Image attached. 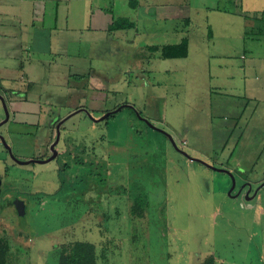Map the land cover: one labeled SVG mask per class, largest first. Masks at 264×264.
I'll list each match as a JSON object with an SVG mask.
<instances>
[{"label": "rangeland", "instance_id": "rangeland-1", "mask_svg": "<svg viewBox=\"0 0 264 264\" xmlns=\"http://www.w3.org/2000/svg\"><path fill=\"white\" fill-rule=\"evenodd\" d=\"M263 9L264 0H151L136 11L119 3L116 13L135 27L107 48L86 46L72 58L50 49L34 54L27 40L24 47L23 40L14 43L35 55V67L30 73V56L24 69L15 67L14 56L4 57L0 73L7 108L20 110L18 120L0 126L12 150L0 139V191L22 195L25 203L24 216L6 205L11 219L0 218L7 264H56L57 251L74 240L98 242V264H202L209 256L214 264H264V89L258 85L264 81L255 76L264 63V34L236 36L250 22L245 16ZM183 37L186 57L163 58L149 48ZM68 64L97 88L64 86L59 69ZM15 73L18 80L25 76L23 87ZM75 110L60 125L59 156L14 160L47 159L60 119L54 121ZM74 141L95 142L110 162L109 216L102 225L85 194L61 185L78 169L69 153ZM136 197L141 216L132 212Z\"/></svg>", "mask_w": 264, "mask_h": 264}, {"label": "crops", "instance_id": "crops-1", "mask_svg": "<svg viewBox=\"0 0 264 264\" xmlns=\"http://www.w3.org/2000/svg\"><path fill=\"white\" fill-rule=\"evenodd\" d=\"M130 1L131 0H0V73L5 72V66L3 65L4 57L8 58L14 56L15 67L18 68L30 56L27 62L30 68L33 67L29 70L31 73L35 67L32 57L34 58V54L37 52L43 54L50 49V52L53 51L54 55L59 54V56L62 57L66 56L74 58L80 55L86 46H88L90 50L99 51L98 48L100 47L107 48L110 39H125L127 31L134 30L133 28L117 30L108 29L113 18L121 17L116 13V5L119 3H128L130 9L136 11V8L148 4L151 0H146L144 2H142V0H133L135 5H131L129 3ZM50 2L54 3L52 9V4ZM49 9L51 10L49 11ZM130 20L134 21L133 19ZM224 22L227 21L224 20ZM251 23L253 22L245 23L244 28L245 25ZM193 24L194 23H191V25ZM222 25L227 31L229 30V25L226 23H223ZM26 26H29L30 28H26ZM244 28L239 31L237 30V37L239 36L238 32L243 37ZM214 31V29L212 30L210 28L207 33V36L211 40H214V35H216ZM225 36H227L226 32ZM18 37H22L23 39ZM21 40H23V47L24 40L30 42L28 46L33 49L34 54L27 55L26 51L28 48L24 51V48H19L14 45V43L20 42ZM69 44L75 46L68 47L67 45ZM121 47V44L115 43L113 45V49L116 50H120ZM7 48L13 50L16 49L18 52L15 51V54H11ZM71 48H78L80 51L73 52L71 51ZM248 51L251 56H258V54L252 49L248 48ZM38 62L39 60L37 59V63ZM260 65L261 68L255 70V76H258L259 80L264 81V63ZM24 66L25 65L23 64V69ZM68 66L70 67L62 66L59 69H64L65 71L63 75L64 86L83 90L97 88L94 86L88 87L90 81L93 80L90 75H86V73H83L80 70L79 72H75L77 66L70 64H68ZM71 68H74L73 72L70 71ZM59 70H56L55 72ZM15 75L17 88L19 85H22L23 87L25 83H21L25 76L18 80L17 78L20 74L15 73ZM80 75H86L88 77L87 85L83 84V79L79 81L77 76ZM12 80H14V78H12ZM32 84L33 82L31 78L28 80L27 88ZM258 85H261L260 90L264 89V82H260ZM15 90L21 92L22 88ZM10 111L13 119H15V113L20 112V110L15 107ZM261 212L263 213V210ZM93 244H98V242Z\"/></svg>", "mask_w": 264, "mask_h": 264}, {"label": "trees", "instance_id": "trees-1", "mask_svg": "<svg viewBox=\"0 0 264 264\" xmlns=\"http://www.w3.org/2000/svg\"><path fill=\"white\" fill-rule=\"evenodd\" d=\"M129 3L131 5H135V2L133 0H131ZM239 13H241V11H239ZM232 14L235 13L232 12ZM247 17L250 18L249 19L250 22L253 23L249 25H245L244 35L245 36L247 35L250 38L256 40L260 38L262 34H264V30H263L264 9L261 11H256V13H253L252 15L245 16V18ZM134 27H135L134 21H131L130 19L125 17H117V18H113L108 29L109 30L131 29ZM188 44H189L188 39L186 37H183L179 42L165 43L161 46L154 45V46H149V48L153 50L159 49L160 56L163 58H182L188 55ZM77 77L79 78V81L83 79V81H85V84L88 81V77L86 75H80ZM106 111L107 110H105V112ZM112 115L113 114H108L103 119V121L107 124L108 119H110ZM62 116L63 115H59L58 118L54 121V123H56L59 119H61ZM140 119L144 120L143 116H140ZM16 120H18V118H15L13 122H15ZM19 123L21 124L22 122ZM59 129L61 128L59 127ZM59 141L60 138L57 144L59 143ZM85 141L81 143L80 142L78 143V141H74L70 144L71 150L69 148L70 151L69 153L71 154L72 161L73 163H75L76 167L78 165V169L76 170L77 172L75 173L73 180L70 181V180L61 179V185L67 184L71 188V190L74 191V193L82 192L83 195L85 194V196H82L83 199L87 202L90 211L93 212L94 216L98 220L99 225L100 224L102 225L109 216L107 211V202H108V197L111 196L110 191L112 189L111 186H109V183H107V171L110 162L107 158H105V156L98 153V151L96 150L97 144L95 142L87 143ZM57 144L55 145L56 149H57L56 147ZM57 151H58L57 156H59V154H61L62 152H60L58 149ZM193 160H197V159H193ZM62 167L63 169H66L68 167V162L64 163ZM86 193L88 197L91 196L94 198L92 200L87 199ZM142 203L143 201L138 199V197L134 198V203L132 206L133 214H137L138 216H141L142 208H140V206H142ZM138 210H140L141 212ZM95 249H96L95 245L90 241L74 240L72 242H69L67 245H65L63 248L57 251L56 264H98L97 252ZM6 256H7V245L1 238L0 264H7ZM209 259L211 261H209ZM202 264H214L212 256L206 258V261L203 262Z\"/></svg>", "mask_w": 264, "mask_h": 264}, {"label": "water", "instance_id": "water-1", "mask_svg": "<svg viewBox=\"0 0 264 264\" xmlns=\"http://www.w3.org/2000/svg\"><path fill=\"white\" fill-rule=\"evenodd\" d=\"M0 100H1V102H2V105H3V108H4V113H5V118L3 119V120H1L0 121V125L2 124V123H4V122H6L7 120H8V118H9V111H8V108H7V106H6V104H5V101H4V97H3V95L2 94H0ZM77 110H75V111H73V112H71V113H69L66 117H64V118H61L60 120H59V122L56 124V135H55V139H54V141H52L51 143H50V149L52 150V154L47 158V159H30V160H18L17 158H15V160H17L19 163H22V164H26V163H29L30 161H37V162H40V163H43V162H47V161H50L51 159H54L56 156H57V154H58V151H57V149L55 148V145L57 144V142H58V140H59V138H60V129H59V127H60V125L62 124V122L66 119V118H68L69 116H71L72 114H74L75 112H76ZM109 114V112L106 114V116ZM105 116H103L102 118H104ZM102 118H100L101 120H102ZM144 119V121H146V123L149 125V126H151L152 128H154V129H158L155 125H153L151 122H149L147 119H145V118H143ZM159 130V129H158ZM0 138H1V140H3V142H4V144H5V146H6V148H7V150L11 153V148H10V146L6 143V141H5V139L3 138V136L1 135L0 136ZM175 143V142H174ZM206 165H210V164H207V163H205ZM213 167V166H212ZM214 169H218L217 167H213ZM219 169H221V170H224V169H222V168H219ZM226 172H228V171H226ZM230 174V173H229ZM233 186H234V184H233ZM15 210L18 212V216H24V214H25V203H24V201L23 200H19V199H15Z\"/></svg>", "mask_w": 264, "mask_h": 264}, {"label": "flooded vegetation", "instance_id": "flooded-vegetation-1", "mask_svg": "<svg viewBox=\"0 0 264 264\" xmlns=\"http://www.w3.org/2000/svg\"><path fill=\"white\" fill-rule=\"evenodd\" d=\"M8 111H9V118H8V121H11V122H13L14 121V119L11 117V111L8 109ZM12 118V119H11ZM4 123H2L1 125H3ZM0 125V126H1ZM56 127V126H55ZM55 130H56V128H55ZM1 136V135H0ZM4 138V137H3ZM1 139V138H0ZM55 139V138H54ZM6 141V140H5ZM54 141V140H53ZM52 142V141H51ZM50 142V143H51ZM7 144H8V142H6ZM50 143H49V146H50ZM9 145V144H8ZM11 148V147H10ZM49 148V151H48V153H49V155H51L52 154V150L50 149V147H48ZM12 151V150H11ZM10 153V152H9ZM49 155H47V156H49ZM16 158V157H15ZM15 158H14V160H15ZM18 160H21V159H19V158H17ZM24 160V159H23ZM17 163H19L17 160H15ZM31 162V161H30ZM9 196V197H8ZM17 196H22V195H16V196H14V195H8L7 193H4V192H1L0 191V218L1 219H5V218H7V219H11V217L8 215V214H6V213H4V212H7V211H9L10 209H8V207H5L6 205H10L11 206V208H13V207H15V199L17 198V199H19V200H22L20 197H17ZM3 208L6 210V211H3ZM15 210V209H14ZM12 211H13V209H12Z\"/></svg>", "mask_w": 264, "mask_h": 264}]
</instances>
